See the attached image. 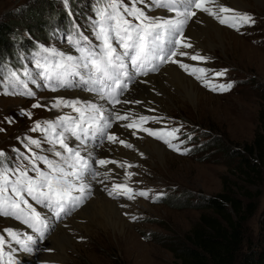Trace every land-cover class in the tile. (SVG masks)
I'll list each match as a JSON object with an SVG mask.
<instances>
[{
    "label": "rangeland",
    "instance_id": "obj_1",
    "mask_svg": "<svg viewBox=\"0 0 264 264\" xmlns=\"http://www.w3.org/2000/svg\"><path fill=\"white\" fill-rule=\"evenodd\" d=\"M189 1L212 7L209 0ZM226 2L228 7L218 3L215 14L208 18L211 26L206 27V32L197 29L196 34L202 33L200 40L186 45L180 22L172 21L165 27L166 21L162 18L159 26L152 25L153 12L167 13L171 0H108L109 6L103 8L98 17L86 13L85 17L76 19L72 13V21L67 19L70 0H0V22L9 16L16 20L26 18L21 11L36 4L37 12H42L40 21L53 26L44 36L32 34L26 27H15L12 48L0 60V152L26 168L20 174H12L9 167L0 172V264H25L19 259L22 257H17L23 254L38 257L35 264H179L175 249L188 242L203 214H211L195 205L202 198L222 193L226 182L241 183L242 178L231 171L235 163L230 162L228 152H244L256 134L264 131V0H242L238 7H229V1ZM81 6L82 3L78 7ZM63 20H70L67 25L80 32L78 37L68 38L58 32L57 27L62 28L60 21ZM194 26L201 25L195 20ZM216 27L225 32L210 36ZM165 30L169 47H163L160 40ZM111 36L119 38L111 49L123 56L129 49L138 51L140 44L149 39L147 54L151 62H157L156 55L164 53H169L170 59L172 51L176 54L181 46L187 50L181 54L185 59L188 53L195 52L194 47L205 44L202 57L186 60L182 72L197 84L199 91L213 98L204 94L198 101L196 96L190 101L176 86L163 79L166 89H170L168 113L141 115L140 120H132L124 127L132 130L136 122L140 132H146L163 145L172 157L161 159L140 153L135 154L139 162H117V169L124 172V177L119 179L107 173V178L113 179L110 185L117 181L127 188L124 194L127 196L119 194L114 198L116 201L113 200L126 204L127 213L121 215L125 228H104L101 223L104 219L99 215L87 219L75 214L76 224L64 223L63 230H68L71 241L61 248L51 245L49 239L53 224L56 226L59 222H54L49 215L53 223L50 228L42 221L47 225V233L41 236L38 229L42 213L48 215L61 204H75L82 194L65 181L66 164L61 162L62 153L67 158L74 159V156L71 149L61 145L60 128L71 126L65 115L74 113L71 120H78L76 116L80 113L70 100L74 83H84L77 74L82 75L81 67H85L86 61L78 52L87 54V59L91 60L95 50L111 44L104 40ZM107 49L105 54L111 57ZM74 60L78 66L74 73L79 81L72 75ZM111 62L118 63L116 67L124 77L120 96L115 100L119 104L121 96L133 89L137 78L147 75L143 67L140 74L131 66L121 70L125 65L117 57L111 58ZM49 72L53 74L50 78L47 77ZM61 76L73 78L68 87ZM85 76L86 80L91 79L90 75ZM76 87L81 89L79 85ZM149 91L158 98H165L158 86ZM108 122L112 124L113 120ZM112 136L114 141L118 135L112 133ZM207 142L210 144L205 148ZM120 145L126 143L123 141ZM30 151L38 154V159L34 161ZM252 159L258 162L257 155ZM104 163L100 167H104ZM87 165L83 170L88 174ZM260 172V178L250 187L251 193L259 192L260 196L257 212L247 223L249 234L258 232L264 215V167ZM116 187H110L111 191ZM106 193L111 195L108 190ZM85 205L75 207L74 213ZM25 240L30 241L29 248ZM34 247L35 250H31Z\"/></svg>",
    "mask_w": 264,
    "mask_h": 264
},
{
    "label": "bare ground",
    "instance_id": "obj_2",
    "mask_svg": "<svg viewBox=\"0 0 264 264\" xmlns=\"http://www.w3.org/2000/svg\"><path fill=\"white\" fill-rule=\"evenodd\" d=\"M209 1H211L212 7L208 4H204L203 6H201L199 2L191 3L188 0H171L170 5L168 6L167 13L163 11L153 12L154 16L152 17L154 18V20L152 21V25L159 26L160 19L162 18L166 21L164 23L165 27L168 26L167 24L172 21L180 22L181 24L179 26H182L185 32V39L183 37V42L186 45H194V42H196V40H200V38L198 37L202 36V33L206 32L207 28L211 26L208 18L215 14L218 3H221L222 5H224V7H228V5H226L228 4L226 1H229V7L230 5L233 7H238L243 3L242 0ZM204 2L205 0L200 1V3ZM195 20L200 23V27L195 28ZM197 29L202 31V33L196 34ZM224 32L225 31L223 28L216 27L215 33H213L212 35L210 34V36L215 37L216 35L223 34ZM135 38L136 37L134 36V39ZM224 38L226 40V36ZM166 46H168V42H164V47ZM145 47L146 43H143L141 46H139V50L136 52L129 49L126 52L125 56L117 55V52L110 50V53L112 54L111 57L103 55L100 56L99 59H95L97 65L95 67L96 74L93 78L91 76L92 71L85 64V67H81L83 69H81L82 73L79 71V73H81L83 77L84 74H88L91 76V79L89 78L87 80H84L85 85L81 82H75L72 86V94H70V100L74 104V106L78 107V111L82 113L81 120L75 124V129L77 131L83 132L100 130L104 133L105 137L103 139H100L94 138L92 136L88 139L91 142L80 143L71 139L69 134L63 127L60 128V135L62 138L61 145L68 149H71L72 156H74V159H71L70 157L67 158L65 153H62L63 158L61 159V162L66 164L65 181L69 182L70 187L73 188L75 192L82 193L81 199H83V204L85 203L86 205L81 209L82 211L80 210L77 213L73 212L74 214L72 213V215H70L65 222L59 221L56 226H54V224L49 221V215L43 213V223L47 224L48 228H50V226L53 224V229L51 231L52 234L50 233L51 236L49 238L51 239V245L55 244L58 247L64 248L65 245L63 244H66L67 242L69 243L71 241V237L67 234L68 230H63V226L64 223L67 224L68 222L70 225L76 224L77 221L73 219L75 214H82L86 216L87 219H92L93 216L99 215L104 219L103 222L101 221V223L105 225L104 228H107L106 226H111L112 228H121V226H124L125 221L123 220L121 215L127 213L125 207L126 204L125 202L118 201L117 204L113 201L115 200L114 198H116V196H118L119 194L124 195L126 193L123 186L124 184L122 182L116 181L115 184L110 185L113 179L110 180L107 178V173L116 175L117 177H119V179H122L124 177V172H121L117 169V162L125 161L126 163L129 162L130 164L139 162L137 161V157L135 154L140 153L148 155L149 157H162L161 159L172 157V154L167 151L163 145L151 139V136H147L146 132H140L139 124H137L136 122H134V127H132L134 130H129L124 127V125L128 124L132 120H140L142 116H152L154 114L162 115L168 113L167 109L169 108V104L171 103V97L168 93L170 89H166V86L162 81L163 79H167L166 81L171 83V85L176 86L177 89L182 93V95L184 97H187L190 101L195 96L197 97L198 101L199 96L204 94L210 98H213L212 95L199 91V89L195 86L196 83L182 72V67L185 66L186 60L192 59L195 61L196 57H202L201 52L203 51V47H205V44L204 46L200 45L199 47H194L195 52L188 53L185 59L181 56L182 53H185V51H187L184 50V46H181L179 49H177L176 54L173 53L174 51H172L170 59L169 53L163 54L162 57H160V54H158L156 55V59L158 60L157 62H151L147 59V57L145 56ZM67 52L69 53L70 50H67ZM71 53L76 56L73 52ZM197 53H200V55H193ZM113 57L119 58L121 60V64L131 66L137 71H141V68L143 67L142 70L145 75H147L145 77H141L140 79L137 78L135 84L133 83V89L121 96V101L119 104H117L115 100L120 96L119 83H117L119 81H116L120 72L118 73V68L116 67L118 63L113 64L111 62V58ZM164 64L167 65L162 67ZM156 71L161 72L157 73ZM85 78L86 76L84 77V79ZM76 85H79L81 89L83 87V90L85 91L79 89L78 87H76ZM154 86L160 87L161 91L164 92V99L156 97L155 95H153V93L151 94L149 89H152ZM148 95L150 97H148ZM65 116H69V113ZM118 117L127 120H116L115 118ZM109 120H113V123L110 124L108 122ZM101 121H104V124L109 126H100ZM55 127L57 128V126ZM137 132H140L141 134H138ZM112 133H117L118 136H115L116 140L111 142V139L113 137ZM148 135L150 134L148 133ZM123 141L126 143L125 146L120 145V143ZM113 142L116 144H113ZM97 143L98 145H96ZM97 147H99V150L96 149ZM129 148L132 149V152L129 151ZM64 158L67 160L65 161ZM108 160L111 161L109 162ZM103 162H105L103 165L104 167H100ZM86 163L88 165L85 167V169H87L88 174L83 170ZM138 166L141 165L139 164ZM129 172L131 171L129 170ZM116 186L119 187L114 191H111L110 187L113 189V187ZM106 190H108V192H111V195H108V193H106ZM142 191L144 192L146 191V189H142ZM92 195L94 197L96 196V198L93 199ZM140 204L142 203L140 202ZM69 213L70 208H65V211L61 214H59V211H57L56 213H52L51 215L55 218L54 221H58V218L66 217V215H68ZM82 215L80 217H82ZM97 224H100V222ZM47 225L44 226V229L47 228ZM114 228L113 230H116ZM29 242L30 241L27 240H25L24 242L26 243L28 248ZM15 247L17 248L18 245L16 244ZM31 250H35V247L34 249L31 248ZM54 256L57 257L58 254H54ZM17 257H22L19 259L25 264L38 263V257H36L35 255L26 257V255L23 254L22 256L18 255Z\"/></svg>",
    "mask_w": 264,
    "mask_h": 264
},
{
    "label": "trees",
    "instance_id": "obj_3",
    "mask_svg": "<svg viewBox=\"0 0 264 264\" xmlns=\"http://www.w3.org/2000/svg\"><path fill=\"white\" fill-rule=\"evenodd\" d=\"M70 1L69 12L73 13L76 19L85 17L86 13L93 14V3L96 0ZM80 3L82 6L78 7ZM37 9L38 5L34 4L33 7L21 11L26 18L18 17L16 20L9 16L0 22V60H3L7 51L12 48L15 27H26L30 33H38L40 36L53 30L50 23L40 21L42 12H37ZM62 19H65V15ZM67 19L72 20V17L68 15ZM70 20L60 21L62 28L59 30L58 26L57 30L71 32L69 35L75 34L76 30L67 25ZM32 21L33 24H30ZM35 21L38 24L34 23ZM262 129L264 130V127ZM209 144L210 142H207L205 148ZM254 155H257L258 162L252 159ZM228 157L230 162L235 163L231 171L242 178L241 183L226 182V190L222 193L202 198V201L195 205L211 211V214H203L198 226L191 231L188 242L175 249L179 264H264V215L256 234H249L247 229L248 221L258 209L257 199L260 193H251L250 187L260 178V168L264 167V131L256 134L247 150L228 152Z\"/></svg>",
    "mask_w": 264,
    "mask_h": 264
}]
</instances>
